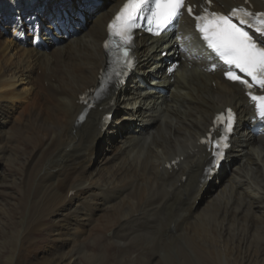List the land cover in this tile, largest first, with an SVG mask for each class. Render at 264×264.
<instances>
[{
    "label": "bare ground",
    "instance_id": "obj_1",
    "mask_svg": "<svg viewBox=\"0 0 264 264\" xmlns=\"http://www.w3.org/2000/svg\"><path fill=\"white\" fill-rule=\"evenodd\" d=\"M122 1L113 0L98 13H91L88 27L58 47L52 43L48 50H37L0 41V135L16 116V122L24 121L20 129L15 128L17 138L28 139L26 143L32 146V151L22 160L20 173L24 178L29 172L36 174L38 192L48 199L47 207L51 209L46 218L69 213L77 201L83 207L78 225L99 213L105 223L96 226V231L106 229L120 243L147 237L170 254L179 247L177 241L183 240L199 264H209L206 259L232 264L229 258L232 249H226L223 240L227 236L234 240L230 237L231 225L235 223L241 230L248 228L253 238L264 229V137L253 135L246 126L250 110L238 85L225 82L221 73H205L197 60H185L173 77L166 76L164 61L159 59L161 49H157L154 40L144 41L136 49L141 76L136 75L119 94L110 92L96 108L84 111L82 94L97 87L105 70L102 42L106 23ZM21 2L0 0V25L12 21L16 27L17 19L25 12L23 3L35 14L42 5L47 11L52 5L65 9L75 5L73 0ZM223 2L233 5L243 0ZM82 3L83 0L77 2L78 11ZM185 36L190 38L188 33ZM11 50L15 56L9 55ZM140 78H144L146 86ZM158 86L165 88L166 93L157 91ZM111 103L116 105L117 117L110 130L104 132L100 122ZM227 105L240 110L241 127L229 160L237 169L230 172L224 169L216 187L214 180L203 182L209 155L199 141L214 114ZM7 117L10 119L5 120ZM104 140L110 148L114 141H120L121 145L114 146L115 152L104 160L108 173L99 183L92 181L87 168L93 165L98 146ZM1 143L0 137L3 151ZM177 157H183L178 168L169 166ZM4 181L0 186L8 184ZM212 186L216 189L213 194ZM209 200L211 203L206 206ZM220 203H224L223 207ZM165 214L173 215L170 222L160 219ZM46 218L32 227L40 230ZM216 226L219 232L214 230ZM212 234L219 238L217 242ZM244 236L237 241L239 246L246 247L245 256L239 254L234 259L240 264L246 263L250 251L255 249L254 246L248 249L252 242ZM216 243H223L224 251ZM260 247L261 243H256L257 250ZM62 254V251L55 254L51 264H69L75 257L71 253ZM139 256L141 264H157L160 259L159 254L154 260L143 252ZM27 261L23 256L17 264Z\"/></svg>",
    "mask_w": 264,
    "mask_h": 264
},
{
    "label": "rangeland",
    "instance_id": "obj_2",
    "mask_svg": "<svg viewBox=\"0 0 264 264\" xmlns=\"http://www.w3.org/2000/svg\"><path fill=\"white\" fill-rule=\"evenodd\" d=\"M98 1H100V3L99 6L97 5L98 8L92 12L94 14L103 10L113 2V0ZM105 1L108 2V4L104 6ZM77 2H81V0H77ZM77 2L76 0H73V3L75 4L73 8L78 11L76 6L79 4H77ZM83 5L84 3L80 4L81 7H83ZM52 11V7L49 11L45 8V13H43L44 17L47 13H51ZM25 13L26 12L23 13V16ZM30 14L34 15L35 12L31 11ZM90 16L91 14L88 15V18ZM8 23L10 22H4L0 25V41H6L7 44L12 45L18 44L15 43L13 39L7 38L8 36H2L3 30H6L9 27ZM90 23L91 22L89 21V24ZM11 54L15 56L16 53L11 50L9 55ZM16 117L18 118V116ZM16 117L13 119V122H11V125L5 129L6 134L4 132L0 135L2 140L1 144L4 145L3 148L8 152L7 153L5 150H3L4 152L0 151V182H5L4 180H7L9 184H7L8 186H0V264H17L19 258L23 256L26 260L28 259L27 264H51V261L55 257L54 255H57L61 251L63 252L62 255H69L70 253L75 254L72 261L71 259L68 261L69 264H141V262H139L141 260H138V258L142 252L148 259L150 258L153 260L156 259L159 254L160 259L157 264H199L196 261L194 253L189 249L188 245L183 240L177 241V243L180 242L178 248L171 251L169 248V254V252L166 253L161 248L155 246L156 244L153 242V239L151 240L147 237L137 238L133 240L134 242L130 241L123 244L116 241L115 238L109 234L110 231L106 229H101L100 234L96 231V228H99L102 223H105L103 222L105 219H102L103 216L98 218V216L94 214L92 215L94 218L91 216L89 221H81L78 225L77 221L79 215L81 216L83 207L80 206L77 201L74 202L72 210L69 213L67 211L64 213H56L51 215V218H46L50 213L49 210L51 211V209L47 207L48 199L46 200L43 194L38 192L37 184L34 181L36 174L29 172L26 178H24L20 173V170H23L22 160L31 154L32 146L26 143L28 141L26 138L18 140L16 129H20L23 126L24 121L18 120V122H16ZM125 123L128 124L127 122ZM4 140L7 141L5 142ZM118 145H121L120 141H117L116 143L114 141V145L111 148L106 140L100 142L97 153L94 156L93 165L87 168L88 174H90L91 178H93L92 181L94 180L95 182L100 183L107 175L108 172L106 171H108V169L104 160L108 157V155L110 156L115 152L116 147L114 146ZM0 148H2V145ZM17 160H20L21 163H17ZM99 166L102 167L100 168ZM77 170H79V168ZM99 174H102L103 176H100ZM218 186L219 185L216 184V187ZM214 188L215 187L212 186L211 192ZM71 196H73V194ZM165 216H167V218H165ZM42 218H46L44 226L40 230H35L32 227L33 223ZM172 218V214H165L162 215L160 219L163 222H170ZM71 220L74 221V223ZM74 225L78 226L77 230V226L75 227ZM81 228L83 229L81 230ZM90 229L92 231L94 230V233L91 231L94 235H92ZM214 230L219 232L220 228H217L216 226L214 227ZM250 232L251 231H249L248 228L246 230H241L238 228L237 224L233 223L230 227V237L232 236L231 239L234 240H230L228 238L229 236L223 239L225 241V248L229 251L232 249V254L229 258L233 263L240 264L234 260L237 255L240 254L242 257L245 256L244 250L246 247L242 245L239 246V240L237 241L240 235L243 237L245 234L246 239L248 238L249 242H252V244H250V248L248 249L251 250L252 246H254L255 249L252 248L253 250L250 251V259L246 263L242 264H264V229H260L259 235L255 233L254 238ZM88 235H90V237ZM212 236L213 234L211 237ZM215 237L213 238V241L217 242L219 238L216 237L215 239ZM240 237L239 239L245 238V236L243 238ZM256 243H261L259 250L256 248ZM216 247L224 251L223 243H216ZM228 247H230V249ZM206 262L209 264H218V262L210 259H206Z\"/></svg>",
    "mask_w": 264,
    "mask_h": 264
},
{
    "label": "snow or ice",
    "instance_id": "obj_3",
    "mask_svg": "<svg viewBox=\"0 0 264 264\" xmlns=\"http://www.w3.org/2000/svg\"><path fill=\"white\" fill-rule=\"evenodd\" d=\"M211 5L212 0H203L197 14L187 0H124L107 26L104 47L122 63L123 74L133 64L131 49L135 30L144 28L159 36L186 11L195 21L199 38L222 65L223 76L245 90L255 113L264 121V11L238 6L224 13L211 10ZM217 67L212 65L213 70ZM215 121L224 128V134L214 144L218 164L224 156L223 149L229 146L227 141L234 128L235 113L229 108L226 113L218 114ZM204 142L211 144V137Z\"/></svg>",
    "mask_w": 264,
    "mask_h": 264
}]
</instances>
